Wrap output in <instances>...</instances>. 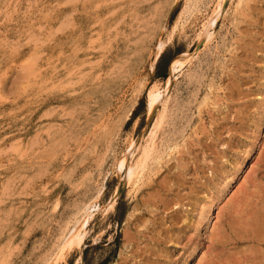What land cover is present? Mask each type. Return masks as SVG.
I'll return each instance as SVG.
<instances>
[{
    "label": "rangeland",
    "instance_id": "rangeland-1",
    "mask_svg": "<svg viewBox=\"0 0 264 264\" xmlns=\"http://www.w3.org/2000/svg\"><path fill=\"white\" fill-rule=\"evenodd\" d=\"M219 1L0 0V264H141L144 258L156 264L152 261L157 254L164 261L166 253L143 251L154 244L149 239L163 227L150 220L134 221L137 215L147 220L154 215H173L176 210L188 224L180 222L178 225L184 226L179 230L175 227L163 234L175 237L178 233L182 242L178 249L171 243L160 247L168 250L172 260H180L178 264H186V258L187 264L197 263L215 223L205 227L198 221L202 208L207 207L204 196L214 194L218 199L216 219L264 148V124L258 138L254 134L258 131L254 121L263 109L260 106L256 111L258 102H264L263 80L253 83L249 99L252 108L256 107L252 111L258 112L255 119L248 112L244 127L235 131L239 122L233 120L236 112H232L230 120L234 122L228 123L223 136L231 137L233 150L223 159L222 153L215 154L220 158L216 185L207 179L215 175L214 157L198 152L196 162L197 158L194 161L193 154H188L191 162L186 181L180 188L175 184L164 187L162 196L171 200L170 208H155L153 214L142 204L149 196L147 186L132 192L126 172L120 177L117 162L132 143L137 148L136 157L150 137L160 113L158 110L150 117L148 112L152 86L164 90L172 81L167 118L155 137L161 153L175 138L187 149V143L195 144L204 135L201 131L206 126L217 128L222 119L216 121L212 114L217 115L219 105L204 104L201 112L198 105L208 93L211 102L229 95L227 84L238 70L247 81L264 78L261 51L257 54L263 60L254 68L248 62L240 66L233 59L235 53H242L237 47L250 33L264 32V15L259 20L258 16L247 18L256 24L248 27L241 14L244 3L238 6L239 0L223 3L212 39L208 44L200 40L203 24L211 20ZM261 39L264 44V36ZM163 108L161 105L160 110ZM207 142L213 141L210 138ZM212 146L216 153L225 149L227 142ZM165 156L162 163L175 161L170 160L171 155ZM163 165L158 171L161 165L151 162L153 178L158 174L164 178L167 172ZM204 182L211 188L203 186ZM170 188L175 194L168 192ZM196 189L203 192L197 194ZM178 198L181 202L176 204ZM110 203L114 207L108 208ZM197 203L200 207L196 211ZM88 212L85 243L62 254L64 241ZM145 223L150 225L148 232L144 231ZM163 226L172 227V222L168 220ZM141 229L140 237L137 230ZM260 242L252 245L264 251V240Z\"/></svg>",
    "mask_w": 264,
    "mask_h": 264
},
{
    "label": "bare ground",
    "instance_id": "bare-ground-1",
    "mask_svg": "<svg viewBox=\"0 0 264 264\" xmlns=\"http://www.w3.org/2000/svg\"><path fill=\"white\" fill-rule=\"evenodd\" d=\"M225 1L226 0H220L219 1V3L216 6L212 16L210 17L211 20H208L207 22H205L203 24V28L199 34V38L201 41L204 42V44H208V42L212 39V37L214 35V28H215V26H216V24H217V22L221 16L222 9H223V3ZM238 2H239L238 6L243 5V3H244V5H243L244 8L242 9V11L241 10L240 11H241V14L243 15L245 20L241 18V21L244 20L246 22H249L248 27L250 25L256 26V24H255V22H253V20L252 21H248V20L254 19L255 16H258L259 18L256 20H259L260 16L264 15V6L263 5L259 6V4L261 2L263 3V0H239ZM252 2L254 4H251ZM247 18H249V19L246 20ZM257 26H259L258 23H257ZM263 29H264V27H263ZM252 31H253V28H252ZM262 36H264V32L258 30L255 32V34L250 33V38L248 40H245V39L242 40L241 43L239 44V46L238 45H237L238 47L236 46L237 51H239L238 49L241 48L242 53L241 54L240 53H235V54L233 53L234 54V56H233L234 62L238 65L240 64V66L244 65L245 63L248 62L249 66L252 68H254L255 66H260V64H257V63H259L261 59L263 60V57H260V59H259L257 52L261 51L263 53V56H264V44H262L261 43L262 41L259 40V39H261ZM164 44L165 43L162 42L160 46L163 47ZM234 50H236V48ZM237 51H235V52H237ZM179 58H177V59H179ZM183 58H186V57H183ZM190 59H192V58H190ZM230 59H232V58H230ZM230 62H231V60H230ZM183 64H184V62L178 66L179 67L183 66ZM236 68H238V67L236 66ZM230 69H232V68L230 67ZM243 69L246 70L245 68H243ZM173 70H175V69H173ZM240 70H238L239 75H238V73H234L232 75L231 81L229 83L227 82L228 83L227 88L230 89L229 95L227 94L226 97L221 96L222 98L220 97L218 100H214L213 102L210 101V99H212L211 93H208L205 95V97H203L204 99L201 100L200 104L198 105L199 112L202 111L201 108H202V105H204V104L219 105V108L216 107L217 115L212 114V117H213V119H216V121L222 119V122L219 121L216 129L214 128L213 130H211L213 127L211 129H208L206 126L205 129L203 128L204 130H202V131L200 130L204 135L199 137L198 141H196L195 144L190 143L191 145H189V143H187L188 144L187 149L182 148L181 142H179L175 138L164 149L161 148V149H163V152L160 151L161 153H158V147L156 146L155 137H156V134L159 131L161 125L163 124V121L166 117L167 111H169V110H167L168 109V101H169L168 100L169 97H167V96L170 92V86L172 84V81H170V83L168 84V86L164 90H162L159 86H156V85H154L150 88L149 93H148V109H149L148 112H149L150 117H152L159 110L160 111L159 117L157 118V121L155 122V124L151 130L150 137H149L148 141L146 142L145 145H143L141 147L139 153L137 152L138 155H136V157H135V153H136L137 148H135V144L132 143L128 152L124 153L123 158L121 157L122 159L121 160L118 159V162H117V168H118L119 175H120V177H122L123 172L124 171L126 172L125 180L127 179L126 182L131 187L132 192L133 191L138 192L142 187H144L145 185L147 186V191H149V196L146 197V199L142 200V204L147 208L146 210L148 212L150 211L151 213L154 214L155 208H157V209L163 208V210L170 208L169 205H170L171 200L169 202L167 200V198L163 197L162 192L165 189L164 187H166L168 185L173 186V184H175L177 188H180V186L186 181L185 176L190 172V162H191V159L189 157H187L188 154L189 155L193 154L192 159H194V161H195V159L197 158L196 162H198V159L200 158L198 152H203V153L208 152L207 155L214 157L213 158L214 163H213L212 169H213V173L215 175L212 177V179L208 178V177H207V179H209L208 181L212 182L213 185H216L214 178H216L219 175V167H220L219 159L220 158L221 159L226 158L227 155L229 154V152H231L233 150V143L231 142V139H230L231 137L227 138V137L223 136L224 133H226L228 130L227 129L228 123L234 122V121L230 120V118L233 117L232 112H234V111L236 112L233 120H235L236 123L239 122L238 123L239 126L234 127V129L236 131L238 128L242 129L244 127V124H246V118L248 116H250V115H247L248 112H250V114H252L254 119H255V114H257L258 112L255 113L254 111H252L253 108L256 109V107H257L256 111L261 110V113H260L261 115L259 117H256L257 119L254 121V125H256L257 130H258L254 134L258 138V136L261 133V130L263 128V124H264V102H261V101L258 102V106L255 103L256 107L252 108L253 103L252 102L249 103V99L252 97V90H253L252 88H255V87H253V85L255 84L254 82L258 83L259 80H263L262 82H264V78L262 77V79H261V78L257 77V78H255V80L252 79L253 81H247V80L242 79V74L244 75V73H242ZM230 72H233V71L230 70ZM247 78H248V76H247ZM244 86H245V88H243ZM259 87H261V86L259 85ZM254 94L257 95L258 93H254ZM251 100H252V98H251ZM161 105L164 106L163 110H160ZM238 105H240V106H238ZM236 106H238L237 109L235 108ZM260 106L261 107L263 106L262 107L263 109H260ZM225 108H228V110H225ZM234 108H235V110H234ZM216 121H215V123H216ZM210 138L213 141L212 143L207 142V139H210ZM217 140H220L221 142H217ZM184 142H186V141H184ZM226 142H227V147L225 149L224 148L220 149L219 151H216V153L212 150V147H213L212 145H215L217 147V146H219V144H223V145L226 144ZM253 142H254V144L256 143V141H253ZM183 146L186 147V143ZM262 146H264V143ZM217 153H222L223 155L220 156V158H219L218 155H215ZM165 154H167L168 157H169V155H171L170 160L174 159L175 161H173V163H171L169 165H167L168 163L167 164L162 163V159L164 158L163 156H165ZM247 157H249V156H247ZM133 158H134V160H133ZM231 159H232V157L228 158L226 160V163H228L229 160H231ZM151 162H153L154 164H157V165H161L160 167L158 166L159 167L158 171H160L164 167L163 164L166 165L165 170L167 173H166V175L164 174L165 175L164 178L162 177L163 175L160 176V174H158L159 177H157V176H156L157 178L155 177L156 179L153 178V174H151V171H153V170L150 169L151 168L150 167ZM234 166H236V163L233 164V170L235 169ZM152 168H153V166H152ZM149 169H150V171H149ZM156 169H157V167H156ZM174 169H179V171L176 170L175 172H173ZM205 170L206 169H202L201 171L204 172ZM201 176H203V175H201ZM160 178H162V180ZM200 179H201V177H200ZM244 179L245 180L243 181V184H241L242 186H239L240 188H238L236 193L225 203V205H223L220 208L219 212L216 211L217 212L216 219L214 218V215H215L214 210L218 209V205H219V204H217L218 199H216L214 197V194H212L211 196L210 195L204 196V198L206 199L205 203L207 204V207L202 208V210H201V214L203 216L198 214L199 215L198 221L204 222L205 227L208 226L212 221H215V223H214V227H213L210 235L208 233L209 230L207 231V233L209 235L208 236L209 237V243H208L207 249L203 252L202 256L200 258H198V261L196 264H264V251H259V248L254 249V245H252L254 243L260 244L261 243L260 241L264 240V148L261 150L259 156L257 157L256 161L254 162V165H253V168L251 169V172ZM202 185L206 186L207 188L210 187L209 185H207L206 182H204ZM213 185H212V187H213ZM142 190H144V189H142ZM167 190H168V192L175 194V191L173 190V188H170ZM196 190H197V192H196L197 194L203 192L201 189H199V190L196 189ZM209 191H211V190H209ZM190 192H191L190 195H192V193L194 191L192 190ZM166 193H167V191H166ZM179 193H180V191H179ZM135 194L136 193H134V195ZM184 195L186 196V194H183V196ZM178 196H179V194H178ZM198 199H199V196L196 197V200H198ZM160 202H162V204H160ZM178 202H181V199L178 198V200L176 201V204ZM112 207H114V204L110 203L108 208H112ZM199 207H200V205L197 203V205H195V207H194V210L197 211ZM203 207H204V205H203ZM186 208H187V205H186ZM171 210H172V208H171ZM158 212H160V211H158ZM162 212L164 213V211H162ZM189 213H192L193 216L195 215L194 214L195 212H193V211L192 212L190 211ZM153 214H152V217H153ZM90 216H91V212H88V214H86V217H84L82 224L81 225L79 224L80 226L78 225L79 227H77L74 231H72V233L70 232L71 234L66 238L63 246H61L60 251L62 252V254L64 253V251L66 249H69V248H72L75 246L80 247L85 243V241L87 239V235H88L87 225H88V221L90 220ZM92 216H93V213H92ZM149 220H150V223H152L156 226H159V227L160 226L163 227V230L157 231V232L154 231L155 233H153L151 238L150 239L148 238L150 240V242H153L154 244L151 243V245H148V246L146 245L147 247L143 252L144 253L150 252L151 254H153L154 251L156 252L159 250V252L162 251L161 253H163V255L165 252L166 253L165 256L160 254V256L164 257V261H162L163 258H159V255L157 254V259H154L152 262H154L156 264H178V261H180V260H172V258L170 256H168L169 255L168 250L165 249V247L167 244L171 243V245L172 244L176 245V248L178 249V247H179L178 245L181 244L182 238L177 236L178 233L175 235V237H174V235H172V233L171 234H163V233H164V231L169 232L175 227H177V229L179 230L185 224L187 225L189 220L185 219L183 216H180L178 213V210H176V213L173 215L168 214L167 216L164 215L161 218L154 215V217L152 219L149 218L147 220L144 219L141 215H139V216L137 215L134 222H136V223L137 222H147ZM168 220L172 222V227L169 226L166 229L165 226H163V224L165 222H167ZM80 222H81V220H80ZM180 222H184V225H178ZM147 224L146 223L144 224L146 227V229H144V231L146 230L148 232L150 225L149 224L147 225ZM195 224H197V223H195ZM138 226L139 225H137L136 227H138ZM200 226H201V223H200ZM154 230H156V229H154ZM201 230L202 229H200V232H201ZM137 231H138L137 232L138 236L141 237L143 235L142 234L143 230L141 229V230H137ZM177 232H179V231H177ZM137 234H135L136 237H138ZM161 244L165 245V247L163 246V248H161L160 247ZM197 249H198V245L196 247H194V250H192L193 253L191 252V254H189V256L193 257V255L195 254ZM258 252H260V254H258ZM159 259H161V260H159ZM187 260L188 259L186 258V260H185L186 264L189 263ZM140 262H142L141 264H144V263L150 264L149 263L150 261L147 258H144Z\"/></svg>",
    "mask_w": 264,
    "mask_h": 264
},
{
    "label": "trees",
    "instance_id": "trees-1",
    "mask_svg": "<svg viewBox=\"0 0 264 264\" xmlns=\"http://www.w3.org/2000/svg\"><path fill=\"white\" fill-rule=\"evenodd\" d=\"M164 76V75H163Z\"/></svg>",
    "mask_w": 264,
    "mask_h": 264
}]
</instances>
